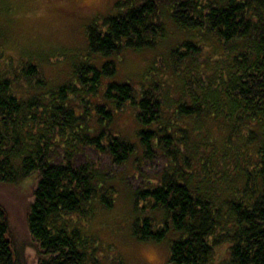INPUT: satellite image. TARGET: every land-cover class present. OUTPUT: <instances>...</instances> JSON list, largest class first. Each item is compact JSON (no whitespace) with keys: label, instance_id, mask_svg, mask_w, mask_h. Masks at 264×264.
<instances>
[{"label":"trees","instance_id":"obj_1","mask_svg":"<svg viewBox=\"0 0 264 264\" xmlns=\"http://www.w3.org/2000/svg\"><path fill=\"white\" fill-rule=\"evenodd\" d=\"M115 6L114 14L87 26L89 53L111 58L155 49L167 35L166 13L194 38L171 50L173 72L187 68L188 97L167 104L166 83L156 77L150 86L104 85L116 74V63L98 68L90 58L73 66L75 81L49 89L34 63L7 67L12 62L3 61L0 51V185L27 187L34 264H100L96 239L73 218L85 222L114 207L108 168L125 165L136 145L110 123L129 104L136 108L145 162L166 161L154 182L144 180L147 186L133 192L136 206L159 211L162 219L141 218L133 236L169 240L170 264H213L220 245H227L226 264H264V0H119ZM204 40L219 52L208 54ZM20 80L35 95L17 97L13 86ZM98 96L101 102L91 101ZM195 124L229 127L227 145L237 138L235 152L217 160L216 150L204 147L213 131L200 142L190 139ZM87 148L109 166L79 162ZM215 161L218 168L233 164L227 183L213 170ZM22 252L0 206V264H27Z\"/></svg>","mask_w":264,"mask_h":264},{"label":"rangeland","instance_id":"obj_2","mask_svg":"<svg viewBox=\"0 0 264 264\" xmlns=\"http://www.w3.org/2000/svg\"><path fill=\"white\" fill-rule=\"evenodd\" d=\"M117 1L119 0H0L2 60L11 61L12 66H7L10 68L31 61L38 67L49 89L75 81L73 66L83 61L82 59L90 58L92 64L98 68L107 61H114L116 74L110 81L104 79V85L117 82L129 83L136 87L150 86L153 78L156 77L166 83L162 95L167 104L176 106L178 102L188 97L183 88L188 71L185 68L179 75L173 72L170 63L171 50L194 38L189 32L179 29L166 13L163 21L167 35L155 49L142 52L126 50L120 56L111 58L94 57L89 53L86 41L87 26L114 14ZM203 42L207 51L210 50L208 54L219 52L215 49L213 52L214 46L210 41ZM152 73H154L153 76H151ZM13 87L15 95L21 99L36 93L30 92L21 80L15 81ZM197 94L203 98L210 97L207 93L199 91ZM91 101L98 103L102 99L100 100L98 96ZM75 103L78 101L76 100ZM170 121L174 120L170 119ZM203 121L207 122L205 118H202L201 122ZM110 124L114 133L136 145V153L125 165L118 168H111L106 158L93 149L87 148L82 155L78 156L79 162L99 160L103 166H109L108 169H112L113 173L111 184L115 187L117 194L113 209L96 211L94 216L85 222L78 221L76 217L73 221L81 227L85 235L96 239L98 249L95 255L100 264H170L169 240L159 243L140 242L133 236L134 226L141 218L153 217L156 221L162 219L161 212L143 209L142 205L136 206L133 192L147 186L148 183L143 184L144 180L150 179L154 182L152 177L166 161L161 157L151 163L145 162L137 137L139 124L136 119V108L133 105L129 104L117 112ZM184 125L187 128L190 127L189 123ZM209 125L195 124L192 129L194 132L189 133L190 139L200 142L201 137L207 134L206 131H213L209 136L207 134L210 138L204 141V147L207 150H216L217 160L226 152L234 153L233 148L237 138L234 143H230L232 147L227 145L226 139L230 135V128H224V125L219 124L217 129ZM204 128L206 130H203ZM198 129L203 132V136L198 134L200 133ZM219 162L213 163L215 165L213 170L224 178V183H227L229 177L233 176V164L218 168L221 165ZM140 164L143 165V175L138 170ZM26 188L25 186L7 188L0 185V206L7 214L18 250L23 251L27 264H34L35 252L29 240L25 221L28 201ZM226 254L227 245L216 248L213 264H226Z\"/></svg>","mask_w":264,"mask_h":264},{"label":"snow or ice","instance_id":"obj_3","mask_svg":"<svg viewBox=\"0 0 264 264\" xmlns=\"http://www.w3.org/2000/svg\"><path fill=\"white\" fill-rule=\"evenodd\" d=\"M153 259H154V257H153Z\"/></svg>","mask_w":264,"mask_h":264}]
</instances>
